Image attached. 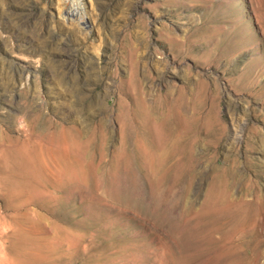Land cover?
I'll return each instance as SVG.
<instances>
[{
    "label": "rangeland",
    "instance_id": "obj_1",
    "mask_svg": "<svg viewBox=\"0 0 264 264\" xmlns=\"http://www.w3.org/2000/svg\"><path fill=\"white\" fill-rule=\"evenodd\" d=\"M0 264H264V0H0Z\"/></svg>",
    "mask_w": 264,
    "mask_h": 264
},
{
    "label": "bare ground",
    "instance_id": "obj_2",
    "mask_svg": "<svg viewBox=\"0 0 264 264\" xmlns=\"http://www.w3.org/2000/svg\"><path fill=\"white\" fill-rule=\"evenodd\" d=\"M76 9V8H75ZM25 130V129H24Z\"/></svg>",
    "mask_w": 264,
    "mask_h": 264
}]
</instances>
